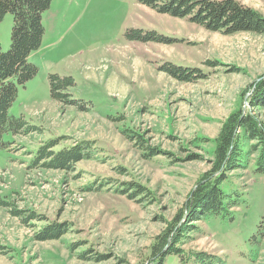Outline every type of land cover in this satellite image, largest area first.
<instances>
[{
    "label": "rangeland",
    "instance_id": "1",
    "mask_svg": "<svg viewBox=\"0 0 264 264\" xmlns=\"http://www.w3.org/2000/svg\"><path fill=\"white\" fill-rule=\"evenodd\" d=\"M237 1L264 18V0ZM12 20L9 12L0 20L4 51ZM41 21L40 47L28 57L37 72L18 87L8 111L37 129L4 133L8 148L0 149V264H149L151 244L180 210L190 209L192 191L211 170L223 123L239 110L264 120V107L249 99L264 77V34L208 31L137 0H51ZM131 28L175 41H131L125 36ZM166 61L206 77L177 80L158 69ZM49 74L72 77L69 98L86 109L52 99ZM240 133L246 165L221 185L239 198L233 217L192 222L178 244L184 254L264 264V174L254 167L259 150L249 152L255 141ZM50 139H57L55 148L92 141L95 156L70 170L30 168ZM146 148L154 155L144 156ZM131 182L146 192L128 197ZM30 212L42 217L24 221ZM51 222L68 230L37 240ZM176 261L168 256L165 264Z\"/></svg>",
    "mask_w": 264,
    "mask_h": 264
},
{
    "label": "trees",
    "instance_id": "2",
    "mask_svg": "<svg viewBox=\"0 0 264 264\" xmlns=\"http://www.w3.org/2000/svg\"><path fill=\"white\" fill-rule=\"evenodd\" d=\"M51 0H0V20L9 12L12 14V26L10 33V45L7 50L0 46V149L8 148L3 141V135L10 132L13 135H26L37 128L31 126L23 116H12L9 108L16 99L17 89L26 81L34 77L37 67L28 62L31 52L40 47L43 26L42 12L49 7ZM138 3L153 9L157 13L168 14L175 18H187L208 31L222 34L236 32H250L264 34V18L254 9L241 4L237 0H137ZM128 40L139 42H156L169 44L175 41L155 30H143L131 28L125 31ZM158 69L180 81H195L205 78L200 70L176 65L166 61L158 66ZM50 96L58 103L72 105L80 110L86 109L81 101L69 98L66 89L74 85L70 76L49 74ZM257 94L250 99L252 107H264V77L261 86L257 88ZM247 140L254 142L249 152L258 151L255 159V171L264 174V120L252 114L242 113L240 110L231 114L223 123L215 140L214 160L211 170L200 179L190 197V209L184 214L180 210L173 221L166 226L155 241L151 244L148 260L149 264H165L168 256L177 258L176 264H225L216 256H208L205 252L195 251L184 254L178 244L186 238V233L195 226L192 222L201 220L208 215L219 217H233L231 208L239 198L232 199L222 188V182L232 170L243 168L246 165V150L241 142V133ZM132 139V133L124 132ZM139 137L138 135H136ZM141 141V138H138ZM57 139H50L40 145L31 159L30 168L70 170L74 165L83 160L93 159L95 147L92 141L81 140L74 145L60 146ZM55 148V149H54ZM144 156L154 155V150L146 148ZM118 170V169H117ZM120 171V170H119ZM125 193L128 197H135L146 190L138 184L126 183ZM140 187V188H138ZM189 206V205H188ZM12 213L20 215L21 211L12 210ZM185 215L184 221H182ZM41 215L30 212L27 219H38ZM68 226L51 222L42 227L35 235L40 241L56 239L66 233ZM258 235H262V232ZM254 237V235H253ZM90 256H85L88 258Z\"/></svg>",
    "mask_w": 264,
    "mask_h": 264
}]
</instances>
